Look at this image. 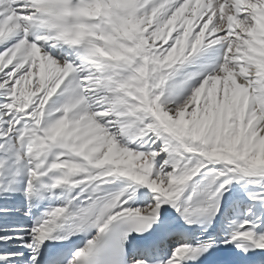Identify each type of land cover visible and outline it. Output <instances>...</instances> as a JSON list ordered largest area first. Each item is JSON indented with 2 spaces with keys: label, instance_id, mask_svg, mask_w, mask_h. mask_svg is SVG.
Wrapping results in <instances>:
<instances>
[{
  "label": "snow or ice",
  "instance_id": "6c2138e0",
  "mask_svg": "<svg viewBox=\"0 0 264 264\" xmlns=\"http://www.w3.org/2000/svg\"><path fill=\"white\" fill-rule=\"evenodd\" d=\"M0 264H264V0H0Z\"/></svg>",
  "mask_w": 264,
  "mask_h": 264
}]
</instances>
